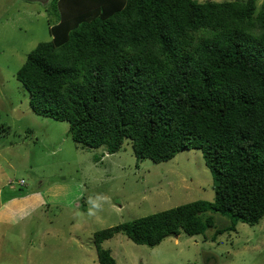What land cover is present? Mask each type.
<instances>
[{
	"label": "trees",
	"instance_id": "1",
	"mask_svg": "<svg viewBox=\"0 0 264 264\" xmlns=\"http://www.w3.org/2000/svg\"><path fill=\"white\" fill-rule=\"evenodd\" d=\"M36 2L40 0H35ZM49 2L51 0H48ZM53 0L52 39L16 78L32 110L68 122L87 148L114 155L132 141L139 161L200 150L215 201L182 205L95 234L99 264H118L103 243L124 234L156 247L183 231L264 218V0ZM213 214L228 216L217 227Z\"/></svg>",
	"mask_w": 264,
	"mask_h": 264
},
{
	"label": "rangeland",
	"instance_id": "2",
	"mask_svg": "<svg viewBox=\"0 0 264 264\" xmlns=\"http://www.w3.org/2000/svg\"><path fill=\"white\" fill-rule=\"evenodd\" d=\"M52 1L0 0V264H99L96 233L215 201L200 150L154 163L139 161L125 140L110 155L105 147L76 144L68 122L32 110L16 75L29 53L52 39ZM213 217L217 227L231 223L228 216ZM214 230L193 237L182 231L156 247L120 233L102 246L118 264H264V218L255 226L239 222L215 241Z\"/></svg>",
	"mask_w": 264,
	"mask_h": 264
},
{
	"label": "crops",
	"instance_id": "3",
	"mask_svg": "<svg viewBox=\"0 0 264 264\" xmlns=\"http://www.w3.org/2000/svg\"><path fill=\"white\" fill-rule=\"evenodd\" d=\"M59 189H61V188H59ZM42 194H44V193H42ZM57 194H58V191H57ZM47 196V195H46ZM47 198L49 199V197L47 196ZM57 198V197H56Z\"/></svg>",
	"mask_w": 264,
	"mask_h": 264
},
{
	"label": "built area",
	"instance_id": "4",
	"mask_svg": "<svg viewBox=\"0 0 264 264\" xmlns=\"http://www.w3.org/2000/svg\"><path fill=\"white\" fill-rule=\"evenodd\" d=\"M24 183V182H23Z\"/></svg>",
	"mask_w": 264,
	"mask_h": 264
},
{
	"label": "clouds",
	"instance_id": "5",
	"mask_svg": "<svg viewBox=\"0 0 264 264\" xmlns=\"http://www.w3.org/2000/svg\"><path fill=\"white\" fill-rule=\"evenodd\" d=\"M178 237V236H177Z\"/></svg>",
	"mask_w": 264,
	"mask_h": 264
},
{
	"label": "water",
	"instance_id": "6",
	"mask_svg": "<svg viewBox=\"0 0 264 264\" xmlns=\"http://www.w3.org/2000/svg\"><path fill=\"white\" fill-rule=\"evenodd\" d=\"M177 237V236H176Z\"/></svg>",
	"mask_w": 264,
	"mask_h": 264
}]
</instances>
